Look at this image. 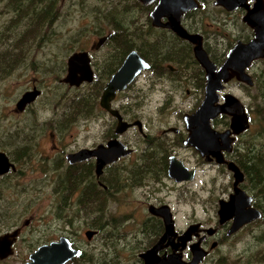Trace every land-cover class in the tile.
Instances as JSON below:
<instances>
[{
	"label": "flooded vegetation",
	"instance_id": "flooded-vegetation-1",
	"mask_svg": "<svg viewBox=\"0 0 264 264\" xmlns=\"http://www.w3.org/2000/svg\"><path fill=\"white\" fill-rule=\"evenodd\" d=\"M196 1L199 7L183 13L180 24L189 35L195 36L197 42L202 45V48L206 51L210 60L219 68L226 61L229 51L237 43L240 41L248 43L254 39L255 31L249 23L244 21V18L255 9L257 0H247L245 7H239L232 11L218 5L217 3L219 0ZM103 3V36L99 37L98 40L94 42L90 50H80L76 52H87L89 54L91 68L93 70V81L84 82L79 87L72 86L65 81L68 76V60L73 54L67 60L66 77L60 81L69 88L74 89H79L86 85H103L102 93H104L107 84L123 66L127 57L132 52H136L140 58L147 63L148 68L141 70L123 91H118L116 93L114 99L110 103V107L112 110L118 111L123 121L128 124L141 122L142 126L134 125L122 134H116L118 127L117 118L111 115L106 109H102L99 101L100 109L103 110V118L108 117L111 122V125L105 127L102 142L70 152H61L60 149L55 146L54 152L57 153L58 151L61 156L60 160H53L50 156H43V158L55 161L58 174L60 171H64V174L57 180V194L63 198H67V181L71 179L81 182L80 186L78 185L75 187L74 192V196H78L77 204L79 197L84 195V193L93 195L96 184L103 189L105 198L103 205V238H105L106 235L108 238L113 239L110 240L112 243H116L117 245L115 254H111L110 251L103 249V264H148L142 255L152 250L160 242L166 232L164 219L153 214L154 208L163 206H168L171 209L177 236L171 240H167L163 248L157 252V255H154L153 259L157 257L159 259H167L171 255H180L183 262H190L194 258L196 248H198L207 252V256L200 264H208L210 260H213L215 252L224 248L228 242L233 240L240 233L250 230L258 224L264 223V191L259 189L260 187H258L257 182L254 181L256 178L248 179L236 162L239 158V156H236V144L247 135L252 126L249 110L244 105L249 114L250 128L240 135L232 134L234 141L231 150H222L224 163L220 164L217 158L212 155L202 156L197 149L186 144L190 132L187 130L185 122V116L195 113L202 104L207 84L206 70L195 56V47L197 43L195 44L189 39L182 38L172 29L165 27L166 24L170 23L169 16L164 15L161 17V23H155L152 12L158 6L159 0H154L149 3H144L140 0H121L117 1L115 4L111 1L103 0ZM111 13H114V15H110ZM209 21L217 23L219 27L213 25V29H211ZM112 24L116 26V29L113 28ZM228 24H232L233 27L237 29H239V26L242 24L244 30L241 29V31L245 34H240L234 39H227L228 42L227 40L225 42L223 39L225 33L222 32L220 26L225 27ZM219 36H221L223 41L222 48L220 47L221 42L218 41ZM103 38H106V41L102 45H99L100 40ZM102 52L103 58H100L99 56ZM259 63L264 65V59L254 61L247 69V73L253 78L254 86L258 79L257 73H254V67ZM14 69L15 64L13 65V70ZM261 80L264 82V70H262ZM231 83L239 84L242 87L247 86L233 79L226 84L225 90L220 93L221 103L224 102V96L226 94H232L229 93L230 89L228 88ZM254 86L248 87L253 89ZM35 88L40 91V95L37 97L38 99L42 95V90L39 89L38 86H34L33 90ZM151 94H156L157 97H161L160 95L164 97L162 105L159 107V111L162 113L169 109L168 104L171 103L175 95L180 94H183L187 98H193L195 100V107L189 113L183 114V124L180 127L169 126L153 134L149 131V128L145 126L144 122L140 120L142 117L136 109V105L145 101ZM37 99L32 104L27 105L24 111L32 106ZM230 123L231 118L228 115H220L211 121V127L217 132H225L230 129ZM30 130L36 129L32 128ZM56 130L63 132L64 129L57 126ZM25 133L26 132H22V129L17 130L11 134L12 138H14L13 141L15 138L18 139L20 135L22 136V134L25 137V135H27ZM51 135L55 138L54 134ZM23 139H25V143L18 147L12 146L13 149L11 148L10 152H5L0 149V154H6L10 163L15 167V169H11L10 172L0 175V186L7 178H18L23 173L22 168L32 159L33 149L37 148L39 145L41 146L40 142L34 143L36 138L32 136ZM115 139L121 141L127 149H132L133 152L127 157L120 158L115 163L106 165L103 168V174L100 178L96 176L97 160L95 157L80 162L70 163L68 157L71 154L77 153L83 149L94 150L102 144L107 146L110 141ZM250 142L251 141L244 146L246 161L248 157L253 158V160H255L254 162L263 161V159L256 160V151L255 149L252 150V147L255 145L253 146ZM62 146L65 147V145ZM180 148L191 151L197 157L198 163L196 167L188 166L186 162L181 159L177 154V150ZM172 157L181 161L189 172H195L193 180L177 182L170 177L169 167ZM229 163H234L244 173V181L239 184V188L252 199L251 208L259 210L262 214L260 219H256L244 225L232 235H228V232L233 225V219L221 223L219 216L221 201H229L235 191L234 174L228 170ZM250 164L251 165L248 164V166L251 168L253 165L252 163ZM201 166L213 167L215 169L222 168L231 175L232 179L224 189L226 197L225 199L218 198L217 217L214 219L215 221L213 219L205 221L195 218L180 225L178 213L173 210L171 202L161 196L156 197L157 193L163 191L164 185H166L167 188L169 187L167 181L172 182L175 187L180 188H186L185 186L194 184L199 177V168ZM212 182L215 183L216 180ZM176 190L179 195L185 193L182 189L176 188ZM130 193L136 195L139 193L142 194L144 198V201L140 203L142 209L137 208L136 210L137 212L141 211L143 213L145 211L147 215L144 217L143 221L141 220L140 229L133 241L129 242L127 240L126 243L123 237V235L127 234L126 231H124L123 235H118L119 239L116 236L114 237L113 234L121 229L122 231L126 230L127 227L124 226L131 222L128 216L123 215L124 206H122L124 198L127 196L126 194ZM85 210H88V212ZM63 211H73V215L68 219V225L71 226L72 229L77 224V221L80 222L83 220L87 223V227L89 228L86 232L97 231L94 228V208L91 209V207L88 208L82 205L74 208L70 206L63 207L60 216L62 221L64 217ZM30 222L31 221L27 220L22 226L19 225L18 222H5V226L0 229V242H3V245H5L4 254L6 255L3 258L0 257V264H28L31 262L32 254L40 247L58 242L63 237L68 238L73 247L80 249L81 252L84 251L77 245L71 235H61L58 239L48 242L44 241L33 249V244L31 245L30 243L32 233L25 229L30 227ZM2 223H4V221H0V225ZM190 228L193 229H191V238L184 243L182 237ZM96 236L97 235H94L91 240L87 238V240L92 241ZM19 244L25 245V250L22 253H18L17 251ZM126 253L127 255L125 256ZM13 259H15V261H13ZM73 260L69 261L67 264H71Z\"/></svg>",
	"mask_w": 264,
	"mask_h": 264
},
{
	"label": "rangeland",
	"instance_id": "rangeland-1",
	"mask_svg": "<svg viewBox=\"0 0 264 264\" xmlns=\"http://www.w3.org/2000/svg\"><path fill=\"white\" fill-rule=\"evenodd\" d=\"M108 1L115 4L121 0ZM103 4V0H60L58 22L25 50L23 58L13 71L5 75L2 73L4 77L0 80V149L10 152L11 148L25 143L23 138L31 136L36 138L34 143L40 142L41 146L33 149L32 159L22 168L23 173L18 178H7L0 186V221H4L0 229L7 221L18 222L21 226L27 220L31 221L30 227L25 229L32 233L30 243L33 244V249L40 243L58 239L61 235H71L82 250L96 256H103V249L111 254H115L117 249L116 243L110 241L113 239L106 235L103 238V233L88 241L85 232L89 228L83 220L77 221L72 229L68 225V219L73 215V211H63V221L60 219L63 207L78 206V196L67 199L57 194V180L64 171L58 174L53 161L60 160L61 157L58 151L54 152L55 146L61 152L90 147L103 141L105 127L111 125L110 118H103L102 109L94 112L91 117L82 118L69 126L57 123L64 112L68 111L70 100L90 94L96 86L86 85L74 89L60 80L66 77L68 58L80 50H90L94 42L103 36ZM6 6L5 2L0 4V36L6 31L12 17L11 11H6ZM209 22L211 29L213 25L218 26L217 23ZM220 28L225 33V42L245 34L241 31L244 30L242 24L239 29L232 24ZM218 41L221 42L222 48L221 36ZM4 44L8 46L7 42ZM2 47L3 44L0 46V52ZM99 57L103 58V52ZM3 70L6 71V67ZM262 70L264 65L261 63L254 67V73H257L259 79ZM34 86L42 90V95L26 111L19 112L17 103L27 91L33 90ZM228 88L229 93L239 98L248 108L252 120L250 131L236 144V156H239L241 149L251 141L250 143L255 145L252 150L258 149L255 152L257 160L264 159V100L260 97L264 88L261 86L260 90L246 89L235 83L229 84ZM160 96L151 94L145 101L136 105L142 117L140 120L153 134L169 126L180 127L183 124V114L189 113L195 107L193 98L180 94L175 95L168 104L169 109L162 113L159 107L164 97ZM57 126L63 128V132L56 130ZM32 128L36 130H30ZM19 129L27 135L24 137L22 134L13 141L11 134ZM51 134H54L55 138ZM177 154L188 166L196 167L197 157L191 151L180 148ZM43 156H50L53 160ZM199 170V177L194 184L180 188L167 181L169 187L164 185L163 191L157 193L156 197L161 196L171 202L173 210L178 213L180 225L195 218L214 220L217 217L218 198L226 197L224 189L232 179L231 175L222 168L201 166ZM213 180H216L217 186ZM176 188L185 193L179 195ZM126 195L122 205L123 215L128 216L131 222L124 226L127 227L126 230H118L113 236L118 238L119 234L123 235L126 231L127 234L123 237L127 243V240L133 241L140 229L141 220L143 221L147 213L136 210L142 209L140 203L144 198L141 193ZM24 250L25 245L19 244L18 253ZM208 264H264V223L240 233L224 248L215 252L213 260Z\"/></svg>",
	"mask_w": 264,
	"mask_h": 264
},
{
	"label": "water",
	"instance_id": "water-1",
	"mask_svg": "<svg viewBox=\"0 0 264 264\" xmlns=\"http://www.w3.org/2000/svg\"><path fill=\"white\" fill-rule=\"evenodd\" d=\"M144 3L154 0H140ZM181 2V3H180ZM247 0H219L218 5L223 6L229 11L236 10L239 7H245ZM199 7L196 0H159V4L152 12V17L156 24L161 23V17L169 16L170 23L166 24L182 38L193 41L195 47V56L198 62L203 66L207 73V84L205 88V97L200 107L192 115L185 116L187 130L190 136L186 144L197 149L202 156L217 158L220 164L224 163L222 150L230 151L234 135H240L250 128V118L246 107L242 101L233 94H226L224 102L221 103V92L225 90L226 84L236 79L238 82L249 87L254 86L253 78L247 73V69L252 63L259 59H264V0H257L255 9L248 13L244 21L249 23L255 31L254 39L248 43H237L227 54L226 61L218 68L213 63L202 45L197 42L195 36L189 35L181 26L180 20L183 13ZM106 38L100 40L102 45ZM148 68L136 52H132L124 62L120 70L113 76L107 84L104 93L100 99V106L109 111L111 115L117 118L118 127L116 134H122L128 128L138 125L141 122L128 124L118 111L112 110L111 101L118 91H123L126 86L136 77L141 70ZM72 86L79 87L84 82L93 81V70L90 64V57L87 52L75 53L68 60V76L65 80ZM40 95L36 88L33 91L25 93L17 103L19 112H23L27 105L32 104ZM220 115H228L231 118L230 129L225 132H217L211 127V121ZM133 152L118 139L112 140L107 146L99 145L96 149H83L77 153L71 154L68 158L70 163L80 162L95 157L96 176L100 178L103 174V168L111 163H115L120 158L127 157ZM15 169L10 163L6 154H0V175H4ZM228 170L234 174L235 191L229 201H221L219 216L221 223L233 219V225L228 235L236 233L244 225L262 217L259 210L251 208L252 199L239 188V184L244 181V173L234 163L228 164ZM169 175L177 182L191 181L195 175L194 171L189 172L185 165L177 158H171ZM153 214L162 217L165 222L166 232L160 242L150 251L143 254L142 257L148 264H200L207 256V252L196 248L194 258L190 262H183L181 256L171 255L167 259H153L154 255L163 248L167 240L177 236L175 232V222L171 209L168 206L154 208ZM190 228L184 235L183 241L186 243L191 238ZM97 232L88 231L86 237L91 240ZM5 245L0 242V257H5ZM81 254V250L73 247L70 240L66 237L58 242L40 247L31 256V262L28 264H67Z\"/></svg>",
	"mask_w": 264,
	"mask_h": 264
},
{
	"label": "trees",
	"instance_id": "trees-1",
	"mask_svg": "<svg viewBox=\"0 0 264 264\" xmlns=\"http://www.w3.org/2000/svg\"><path fill=\"white\" fill-rule=\"evenodd\" d=\"M4 2L7 3L6 11H11L12 17L6 31L0 36V46L3 44L0 52V80L6 73L13 70L14 64L16 68L23 58L25 50L30 48L49 27L55 25L60 19V0H0V4ZM110 15H114V13ZM112 26L116 29V26L113 24ZM10 41H13V43ZM5 42L8 46H5ZM5 67L6 71L3 70ZM261 86L264 88V82L258 78L254 88L260 90ZM245 88L250 89L248 86ZM102 90L103 85H96L90 94L70 100L67 105L68 111L64 112L57 123H65L66 126H69L82 118L91 117L94 112L100 109L99 101ZM260 97L264 100V92ZM244 151L245 147L239 152L240 155L236 162L248 179L256 178L254 181L257 182L259 189L264 191V159L263 161L254 162L253 158L248 157L247 163ZM255 151H258V149L255 148ZM250 163L253 165L251 168L248 166V164L251 165ZM78 185H81L79 180L71 179L67 181V199L74 196L75 187ZM104 199L103 189L96 184L93 195L84 193L78 201V206L94 208V228L97 230V236L103 233ZM85 211L88 212V210ZM89 213L91 214L90 210ZM102 258L103 256H96L83 251L71 264H103Z\"/></svg>",
	"mask_w": 264,
	"mask_h": 264
}]
</instances>
